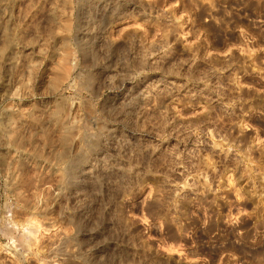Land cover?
<instances>
[{
	"label": "rangeland",
	"instance_id": "1",
	"mask_svg": "<svg viewBox=\"0 0 264 264\" xmlns=\"http://www.w3.org/2000/svg\"><path fill=\"white\" fill-rule=\"evenodd\" d=\"M261 148L264 0H0V264H263Z\"/></svg>",
	"mask_w": 264,
	"mask_h": 264
},
{
	"label": "bare ground",
	"instance_id": "2",
	"mask_svg": "<svg viewBox=\"0 0 264 264\" xmlns=\"http://www.w3.org/2000/svg\"><path fill=\"white\" fill-rule=\"evenodd\" d=\"M259 101V100H258ZM240 138H241V136H240ZM243 138H245L244 136H243ZM243 138H241L242 139V143H243ZM244 145H246L245 143H243ZM246 147H248L247 145H246ZM260 158V157H259ZM263 167V166H262ZM261 167V168H262ZM254 182V181H253ZM259 203V202H258ZM246 205V204H245ZM257 210V209H256ZM257 212H258V210H257ZM259 215V214H258ZM260 224H264V223H260ZM217 225V222L215 221V225H213V226H216ZM261 225V226H262ZM246 227V226H245ZM248 227V226H247ZM252 227H254V226H252ZM257 227V226H256ZM182 228V227H181ZM180 228V230L182 231L183 229H181ZM255 228V227H254ZM254 228H253V230H254ZM258 228H260V226L258 227ZM252 229V228H251ZM254 233V232H253ZM231 234H233V233H231ZM234 235H235V233H234ZM235 238L237 237L238 238V236H234ZM239 238H240V236H239ZM253 238H254V236H253ZM241 239V238H240ZM242 240H244V237H242ZM245 240H246V238H245ZM230 241H233V238H232V240H230ZM258 241V240H257ZM229 242V241H228ZM243 242H245V241H243ZM259 243H260V241H258ZM258 242H257V244H258ZM240 243V242H239ZM254 244H255V242H254ZM256 244V245H257ZM263 244V243H262ZM237 245H238V243H237ZM235 246H236V244H235ZM251 246V245H250ZM252 246H253V244H252ZM258 246V245H257ZM233 246H229V248L228 249H234V248H232ZM262 248V247H261ZM260 249V248H259ZM259 249H258V251H259ZM263 249H264V246H263ZM236 250H237V248H236ZM233 251V250H232ZM257 251V250H256ZM264 251V250H263ZM263 251L261 252L262 253V256H263ZM239 252H241L242 254L244 253L243 252V250L242 251H239ZM251 252V251H250ZM233 253V252H232ZM234 253H236L237 254V252L235 251ZM252 253H253V251H252ZM249 254V253H248ZM251 254V253H250ZM241 255V254H240ZM250 256V255H249ZM252 256H254V255H252ZM256 256V255H255ZM258 256H260V254L258 255ZM245 257V256H244ZM260 258H261V256H260ZM259 257L257 258V259H260ZM261 259H263V258H261ZM254 260V259H253ZM256 260V259H255ZM259 261V260H258ZM260 262V261H259ZM262 263L264 262V259L261 261ZM260 262V263H261ZM255 263H257V260H256V262ZM254 263V264H255ZM259 264V263H258ZM264 264V263H263Z\"/></svg>",
	"mask_w": 264,
	"mask_h": 264
},
{
	"label": "flooded vegetation",
	"instance_id": "3",
	"mask_svg": "<svg viewBox=\"0 0 264 264\" xmlns=\"http://www.w3.org/2000/svg\"><path fill=\"white\" fill-rule=\"evenodd\" d=\"M256 121H257V120H254V122H256ZM247 137H248V136H247ZM255 150H257V149H255ZM260 151H261V152H264V148H261ZM212 228H214V227H212ZM183 230H184V229H183ZM225 238H226V240H228V236H227V235L225 236ZM225 245H227V246L225 247L224 250H225V252H227L226 254L228 255V244L226 243ZM212 254L215 255V254H216V251H214Z\"/></svg>",
	"mask_w": 264,
	"mask_h": 264
}]
</instances>
